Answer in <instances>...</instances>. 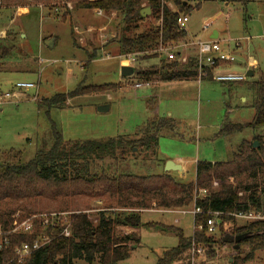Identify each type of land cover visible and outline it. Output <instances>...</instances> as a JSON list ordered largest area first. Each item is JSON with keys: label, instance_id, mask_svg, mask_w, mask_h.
<instances>
[{"label": "rangeland", "instance_id": "rangeland-1", "mask_svg": "<svg viewBox=\"0 0 264 264\" xmlns=\"http://www.w3.org/2000/svg\"><path fill=\"white\" fill-rule=\"evenodd\" d=\"M183 1L191 8L187 31L195 33L196 38H207L217 29L222 50L235 58L225 70L245 75L251 69L254 76L247 77L246 81H256L264 71V0H245L244 4L228 3L227 0ZM44 2L1 0L0 45L8 50L0 61V70L9 71L0 72V155L12 149L23 153V162L31 160L37 152L46 151L52 145V127L65 141L128 139L147 122L169 118L175 128L158 134L153 151L135 148L123 158L117 154L115 158L95 160L92 166L96 169L108 167L111 169L109 173L117 170L124 174L148 176L162 174L168 161L180 162L184 173L172 172V176L180 183H191L195 179L198 161L228 162L242 140L251 141L254 136L264 135V129H247L229 139L217 137L225 116L232 123L251 122L254 113L250 107L252 94L246 85L228 92L225 85L212 78L199 81L197 77V81L190 82L150 81L151 87L134 88V84L141 83L136 76L138 70L158 65L164 59L154 52L143 55L145 59L137 57L136 62L129 65L134 70L133 76L120 78L119 63L127 66L121 62L122 55L106 57L108 52L101 49H112L118 54L116 42L122 34L132 37L158 25L150 14L135 29L125 31L121 17L115 13L78 9L70 2L47 7ZM25 9L29 13H21ZM204 19L210 24L207 31L201 30ZM75 25H80L78 33L74 30ZM87 28L93 30L86 31ZM50 35L53 37L52 47H46L41 40ZM245 38L250 39L248 43ZM237 43L240 48H236ZM95 55L97 58L91 61L89 58ZM18 82L34 83L37 90L18 91L14 88ZM77 85H108L112 91L70 99L64 108L51 109L48 115L37 107V102L66 94ZM8 92H14L17 97L1 100V96ZM99 107L106 109L100 112ZM100 199L103 203L96 198L79 197L72 200L70 207L86 213L95 221L98 210L108 204L105 198ZM28 208L40 214H59V204L50 200H39ZM156 210L154 214H142V222L164 221L179 227L185 236L193 233L191 213ZM249 222L251 220L235 218L237 227ZM158 230L140 228L139 246L125 264H150L160 254L161 246L176 245V236ZM120 232L123 235L124 231ZM235 250L232 244L217 246L216 255L210 261L205 252L197 255L190 250L180 262L231 264L236 257ZM241 251L247 254L248 248L243 246ZM246 264H264V250L254 252Z\"/></svg>", "mask_w": 264, "mask_h": 264}, {"label": "trees", "instance_id": "trees-1", "mask_svg": "<svg viewBox=\"0 0 264 264\" xmlns=\"http://www.w3.org/2000/svg\"><path fill=\"white\" fill-rule=\"evenodd\" d=\"M45 1L49 7L70 2L78 9L100 10L104 14L120 16L125 31L135 29L144 18L140 11L150 9V16L160 21L132 37L122 34L117 39L120 55L152 53L160 45L169 47L186 40L187 31L178 30L176 20L180 15L189 16L190 6L183 0H34ZM173 6L169 9L166 3ZM228 3L244 4L245 0H227ZM7 48L0 45V61ZM145 59L144 56H141ZM153 57V56H151ZM91 56L89 59H94ZM179 54L174 60H160L158 65L146 70H138L136 76L141 82H190L197 81L195 56H188L187 62H179ZM211 80V73L207 78ZM228 92L236 87L247 88L252 94L250 107L253 110L251 122L232 123L225 116L218 138L229 139L245 130L264 129V71L256 81L226 83ZM111 86H76L66 94H57L37 102V107L48 115L51 109H62L67 101L80 96L106 93ZM175 123L169 118H158L139 127L131 138H107L94 141H65L62 135L51 128L52 145L46 151L37 152L34 157L23 162V153L8 150L0 155V226L11 229L12 217L20 211L21 219L40 214L29 210L28 206L39 200H50L59 204L58 216L47 227L41 221L34 222L30 233L9 234L8 244L0 251V264H119L130 257L128 243H136L135 236H119V227H156L142 224L141 215L145 211L163 209L180 210L190 207L200 210L193 216L194 229L191 236L172 226H160L177 238L176 247L165 251L157 264H174L184 260L183 256L192 247L205 250L206 259L213 260L217 246H224L223 239L249 234L235 250L236 257L231 264H246L256 251L264 250V221H254L237 227L235 217L240 213H261L264 215V135L254 136L251 141L242 140L232 159L228 162L198 161L195 165V179L191 183H180L169 172L158 175L136 176L110 172V168L93 167L95 160L124 157L133 149L143 148L153 151L157 136L163 131H173ZM257 142V147L253 143ZM217 183L214 187L213 184ZM205 191L200 196V191ZM88 197L105 198V208L98 210L97 219L91 220L84 212L70 207L73 199ZM214 213H219L214 216ZM214 219L217 233L208 235L207 220ZM153 225V226H151ZM203 229L199 230L198 227ZM67 229L69 235L64 236ZM40 237L50 242L19 262L14 251L24 243H32ZM248 248L244 254L241 248Z\"/></svg>", "mask_w": 264, "mask_h": 264}, {"label": "built area", "instance_id": "built-area-1", "mask_svg": "<svg viewBox=\"0 0 264 264\" xmlns=\"http://www.w3.org/2000/svg\"><path fill=\"white\" fill-rule=\"evenodd\" d=\"M1 1V0H0ZM164 0H162L163 2ZM166 5L169 7V9L173 10V6L171 3L167 2ZM160 21H158V25L160 24ZM189 23V17L187 15H180L176 20V25L178 30H187V25ZM210 28L209 23H205L203 25V30L207 31ZM245 40L249 41L248 38H245ZM188 46L194 47L196 52L194 54L195 61H196V71H197V77L200 80L207 77L208 72L211 73V78L213 81L226 84V83H241L246 81L247 77L246 74H237V73H231L225 70L226 66L233 63L235 61V58L231 53L225 52L222 50V48L219 45V42L217 39H209V40H196L194 42H186L183 41L181 43H178L177 45L173 46H163L160 45L157 50L154 51L159 56H162L166 60H174L176 54H179V50L181 49H187ZM144 54H127L122 55L120 57L121 62L127 65H132L136 62L137 57L146 55ZM188 56L185 54H179V62L181 64H185L187 62ZM143 86L151 87L150 82H141L134 84V88L138 89ZM14 88L18 91H28L30 89L37 90V85L34 83L29 82H18L14 85ZM17 97V95L12 92L11 94L5 93L1 96V100L4 99H10ZM36 99V96L34 97ZM214 187L217 186V183L213 184ZM206 192L200 191L199 195L204 196ZM200 210L197 208H193L191 214L194 216L196 214H199ZM64 214H34L26 219H21L20 214L16 213L12 217L11 222V229L8 231H5L0 226V251L5 248L8 244V235L9 234H20V233H30L34 229V222L36 220L41 221V224L43 227H47L48 225L52 224V222L56 219L58 216H63ZM215 217L219 215V213L213 214ZM237 219H243V220H251V222L254 221H264V215L261 213H240L237 215H233ZM199 230H202L203 227L199 226ZM205 229L207 231L208 235H215L217 233V223L214 219L207 220L205 224ZM64 236H68L69 232L67 229L63 232ZM50 240L47 237H40L36 240H34L32 243H24L19 245L14 253L18 259L19 262L25 260L30 254L33 252L39 250L41 247L48 244ZM192 254L201 255L205 252L204 248L201 247H192L191 249Z\"/></svg>", "mask_w": 264, "mask_h": 264}, {"label": "crops", "instance_id": "crops-1", "mask_svg": "<svg viewBox=\"0 0 264 264\" xmlns=\"http://www.w3.org/2000/svg\"><path fill=\"white\" fill-rule=\"evenodd\" d=\"M0 4H1V1H0ZM41 10V9H40ZM39 10V11H40ZM42 11L43 10H41L40 11V16H41V18H43V16L41 15V13H42ZM29 13L28 12V9H25V10H22V12L21 13ZM112 14H114V13H112ZM111 14V15H112ZM189 17V16H188ZM205 23H207V19H204V24ZM203 24V25H204ZM81 25V24H80ZM80 25H78V26H74V30H75V32L76 33H78L79 31V27H80ZM202 28H203V26H202ZM103 30L105 29V27H103L102 28ZM88 30H93V29H91V28H87L86 29V31H88ZM201 30H203V29H201ZM100 31V30H99ZM187 31V30H186ZM195 33H190V30L188 29V31H187V37H186V42L188 43V42H194V41H196V40H202V41H205V40H209V39H214V36L216 35V39L217 40H219V31L217 30V29H215V30H213L209 35H208V37L207 38H202V37H200V38H196L195 36L196 35H194ZM52 36L50 35L49 37H47V38H42V40H41V42H43V44L46 46V47H52ZM249 39V38H248ZM250 40V39H249ZM244 41H246L247 43L249 42V41H247V40H245L244 39ZM221 47V46H220ZM222 48V47H221ZM236 48H240V43H237V47ZM101 51H107L108 52V54H107V56L106 57H109V55H111V54H113L112 55V57H117L118 55L120 56V54L118 53H115V50H112V49H109V50H107V49H101ZM101 51H99V52H101ZM180 52H178L179 54H185L186 56H190V55H194L195 54V52H196V50H195V48L194 47H191V46H188V48L187 49H181V50H179ZM224 51V50H223ZM118 52H119V50H118ZM190 53H193V54H190ZM97 54H98V52H97ZM97 58V56L95 55V58L94 59H96ZM118 58V57H117ZM94 59H92V60H94ZM91 60V61H92ZM155 65H157V64H152V66H155ZM119 73H120V69L122 68V67H131V66H129V65H127V66H122V64L121 63H119ZM140 70H145V69H140ZM6 72V71H9V70H4V69H2V70H0V72ZM248 71H250V72H252V77L254 76V72L250 69V70H248ZM247 71V72H248ZM19 72H22V71H19ZM246 72V73H247ZM119 76H120V78H123V77H121V74H119ZM133 76V75H132ZM131 77V76H130ZM125 78H127V77H125ZM242 101L244 102L245 101V98H243L242 97ZM175 164H178L180 167H181V170L180 171H178V172H176V173H179V174H183L184 173V168H183V165L179 162V163H177V162H174ZM195 172V171H194ZM169 173H171V174H173L172 172H169ZM175 173V172H174ZM174 177V176H173ZM195 178V177H194ZM194 181V180H193ZM189 183V182H188ZM185 184V183H184ZM192 210H193V207H191V210H186V211H184V210H174V211H168V212H189V213H191L192 212ZM159 212V211H158ZM147 214V213H157V210L155 211V209L154 210H150V211H145V212H143L142 214ZM141 218H142V216H141ZM141 222H142V220H141ZM142 224H153V225H158V226H156V227H145V228H148V229H152V230H156V228L157 229H159L158 231H160L161 233H163V234H168V235H174L173 233H171V232H167V231H165V230H162L161 229V227L160 226H172V225H168V224H165L164 223V221H158V222H152V220L150 221V222H146V223H143L142 222ZM153 225H151V226H153ZM172 227H175V226H172ZM141 228H144V227H141ZM175 228H178V229H180L179 227H175ZM120 230L121 231H124V233H123V235L121 234V232H120ZM181 230V229H180ZM117 232H118V234H119V236H135V237H132V238H134L135 239V241H137L136 243H133V241L132 242H129L128 243V247H129V250H130V257L127 259V260H125V261H122L121 263H119V264H125V263H127V261H130V259H131V257H132V255H133V250L134 249H136L138 246H139V241H140V228H131V227H119V228H117ZM192 235V234H191ZM191 235H188V236H186V237H189V236H191ZM175 236V235H174ZM177 243H178V241H177ZM177 243H176V245H177ZM176 245H173L172 247H163V246H161V251H160V254L158 255V257H156V259H154V261H150L149 263L150 264H157V260H158V258L165 252V251H167V250H169V249H172V248H174V247H176ZM130 264H132V263H130ZM174 264H182L180 261L179 262H175Z\"/></svg>", "mask_w": 264, "mask_h": 264}, {"label": "water", "instance_id": "water-1", "mask_svg": "<svg viewBox=\"0 0 264 264\" xmlns=\"http://www.w3.org/2000/svg\"><path fill=\"white\" fill-rule=\"evenodd\" d=\"M186 3H184L185 5ZM140 14L142 15V17L144 18L147 14H150V9L149 8H144L140 11ZM214 39H216V35L214 36ZM120 74L121 77L125 78V77H130L134 74V70L132 67H122L120 69ZM252 72L248 71L246 73V77L251 78L252 77ZM106 108L105 107H99V111H104ZM253 147H257V142L253 143ZM181 170V167L178 164H175L172 161H168L165 164V169L164 172H178ZM249 237V234H242V235H238L235 237H228V239H223V242L226 244H232L234 249H238L239 248V243L246 240Z\"/></svg>", "mask_w": 264, "mask_h": 264}]
</instances>
